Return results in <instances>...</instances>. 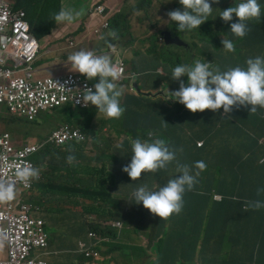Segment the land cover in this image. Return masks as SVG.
Returning a JSON list of instances; mask_svg holds the SVG:
<instances>
[{
  "label": "clouds",
  "instance_id": "obj_1",
  "mask_svg": "<svg viewBox=\"0 0 264 264\" xmlns=\"http://www.w3.org/2000/svg\"><path fill=\"white\" fill-rule=\"evenodd\" d=\"M2 1L7 7H11L9 0ZM178 3L182 7L173 4L164 10L167 13L166 22L171 24L172 33L165 34L166 23L159 28V41L162 39L164 43L171 44L166 52L157 57L156 40H151V37L158 33L152 28L146 35V40L141 44L137 43L141 52L150 53V59L154 58L160 63L158 66L155 65L152 71L156 77L152 80L150 88H145L140 83L138 76L142 73L128 68L125 58V75L121 77L122 70L113 62L112 50L107 55L93 50H79L68 56L73 71L64 75L44 77L39 81V88L35 92L28 77L44 37H36L26 19L32 38L37 44L34 56L26 60L12 48L4 49L0 45V52H10L18 58L23 70L22 75L9 76L7 85L0 81V90L3 92L0 108L8 100V90L15 92L16 98L13 95L9 96L6 120L8 124L22 128L25 135L29 134L30 130L26 127V112L22 103L29 100H34L35 109L38 111L52 110L64 105L69 95L77 91L80 96L78 102H82L86 108L95 106L91 108L93 116L99 110L108 118L118 119L125 111L120 103V97L126 86H129V90L125 96L140 94L156 96V99L151 101L152 108L145 118L150 124L148 131L136 132L127 137L129 147H125L123 140L116 145L117 149L130 150L131 159L123 166L122 171H117L123 176L122 187H125L127 193L126 201L117 199L119 181L109 191V197L102 205L94 195H88L92 193L91 184L79 187L74 182L75 196L68 199L65 204L72 207L64 209L62 206L50 210L48 223L52 227L60 225V221L57 220L60 216L66 221L68 217L69 220L77 219L85 227L86 239L78 238L75 248L79 258L85 262L109 264L111 259H118L126 260L129 264H175V256L184 254L187 259L183 264H216L215 262L228 264L229 258H232L233 264H241L244 261L257 264L253 256L259 254L260 246H250L248 257L238 253L239 242L234 221H228L215 235L209 234L208 227L213 216L214 203L231 197L217 192L213 186L209 191L204 190L217 163L216 151L210 147V143L216 138L221 126L218 121L208 123L206 120L212 118L215 112L229 114L240 107L248 108L249 112L257 114L261 121L264 120V56H250L243 66L237 65L226 70L220 67L213 69L211 62L200 60L191 64L173 65L171 57L174 56L170 51L177 50L178 47V51L185 56L183 48H189L190 44L187 43L189 40L184 34L199 31V26L209 20L208 17L219 8L220 0H178ZM233 14L236 17L235 22H231ZM80 15L79 11L64 8L53 14V20L56 23L71 24ZM263 15L264 0H235L231 6L221 9L217 16L224 22H231L229 29L234 37L243 38L250 30L249 23L254 21L259 23ZM113 24L114 21H110L112 31L108 33V38L118 39ZM175 33L176 36L173 35ZM220 38L222 48L226 52L235 51L232 39H225L223 33L220 34ZM100 39L105 40V37L101 36ZM108 46L111 47V44L108 43ZM188 56L189 61L192 54L189 53ZM167 62L171 66L169 69L166 66ZM76 72L82 74L86 80H94L92 87H84ZM130 72L133 78L129 77ZM70 76L76 81L69 89L66 100L52 106L41 107L39 100L43 83L46 80L64 81ZM16 79H23L29 91L13 87L11 83ZM157 108L161 110L165 119H157ZM95 120L94 117V122ZM92 126L85 132L75 125H65L58 131L48 132L37 138H28L24 142H19L7 131L0 132V202L12 201L16 197L13 181L15 176L26 186L30 180L38 177L39 170L26 164L30 157L47 147L53 148L55 155H58L63 146L79 141L86 134L89 135ZM61 129L76 132L77 136L59 141ZM177 133L186 135L185 144L172 139L171 134ZM175 148L185 153L187 151L186 158L184 156L178 160L177 153L180 150ZM200 150L201 157L196 158ZM121 152V150L118 152L117 158ZM74 159V156H68L69 161ZM263 161L262 156L257 163L261 165ZM16 164L24 165L18 167L14 174ZM2 167H7L6 175L1 173ZM88 178L89 176L81 179ZM42 182L43 179H36L30 186L34 189L45 186ZM42 192L44 197L38 200L49 201L50 187H43ZM190 192H193L196 201L205 203L200 223L194 220L190 224L188 214L185 212ZM262 192L264 188L257 189L258 195ZM116 206L131 213V222L113 214ZM73 207H76L74 211ZM245 208L262 209L264 199L246 201ZM140 213L144 217H140ZM36 221L45 235V245H39L36 251L34 248L32 254L47 261L36 253L38 249L44 250L48 246V231L43 219ZM71 227L78 232L81 229ZM109 230L115 235L109 233ZM251 230L246 244H249V240L254 242Z\"/></svg>",
  "mask_w": 264,
  "mask_h": 264
},
{
  "label": "crops",
  "instance_id": "obj_2",
  "mask_svg": "<svg viewBox=\"0 0 264 264\" xmlns=\"http://www.w3.org/2000/svg\"><path fill=\"white\" fill-rule=\"evenodd\" d=\"M98 0H50L46 4V10L49 11V16L52 21L50 30L41 35L44 37L43 44L47 46V38L52 37L55 40L56 49L59 50L62 60L55 62L49 67L48 71L45 72L42 68L44 63L39 62V66L34 63L32 66L31 74L28 77L30 82L34 87V91L37 92L39 88V81L47 76H57L64 75L69 71H73L70 68L68 56L72 53L79 50H93L96 53H104L107 55L110 50H112L113 44L115 42H110L107 35L105 40H98L94 34V27L101 22V18L98 16H92L93 5ZM106 4V8L110 15V21H114L117 25V16L119 9L114 8L117 6V3L123 4L128 0H111V8L107 6L109 0H103ZM11 9L13 12H18L23 10L26 13V19L29 22V10L32 8V5H37L36 0H9ZM69 8L75 11H79L81 15L76 18V20L71 24L66 23H56L53 20V14L57 13L61 9ZM45 19L38 21V23L32 27L36 31L43 30L45 26ZM30 23V22H29ZM114 25V24H113ZM114 30V29H113ZM111 44V47L108 46V43ZM113 43V44H112ZM117 49L120 54L126 60V66L133 70L134 67L138 66L139 70L136 72L142 73L138 76L140 83L145 88H150L152 86V80L156 77L152 73L155 65H160V63L154 59H150V53L145 54L141 52V48L135 42L133 45L128 43H118ZM167 68L171 66L167 62ZM0 81L2 84L7 85L9 76L22 75L23 70L22 66L19 63L18 58L12 55L10 52H0ZM78 75H82L76 72ZM94 84V80H88ZM77 91L72 92L68 101L55 109L52 110H36L34 100H29L28 102H23L22 107L26 112L25 123L26 127H30L34 124L40 123V121L47 125L48 131H58L60 127L67 125V120L74 121L75 116L79 113L80 110H91L92 106L84 107L80 100V96L77 94ZM13 95L16 98V93L8 90V100L1 106L0 110L8 111L9 107V96ZM75 95V96H74ZM73 97V98H72ZM156 99L155 95L140 94L139 96L132 95L130 97L124 96L121 105L124 107L125 111L122 113L117 123L108 125L109 131L116 134L123 133L124 145H126L127 137L132 136L136 132H146L150 128V124L145 121V118L148 115V112L152 108L151 101ZM242 109L248 110V108L240 107ZM253 112H250V116L245 118L248 125V129H252L255 136L260 138L264 143V130L263 128L255 121L251 116ZM61 121H64L61 123ZM203 126V125H202ZM95 131H90V136L95 135ZM172 139L181 144L186 143V135H176L171 134ZM117 140H114L113 143H116ZM239 144L242 147L241 150H238L236 144ZM210 147L216 151L217 160L216 166L213 170L214 177L220 188L232 192L233 194L241 193L246 184L249 181L256 180V193L258 188H264V171L262 170H253L254 164L257 163L258 159L264 155L261 152L256 154L254 159H244V156H247L250 148H256L259 150L254 140L249 138L247 134L235 129H224L219 131L216 138L210 143ZM115 149L119 152L121 149ZM214 150L212 152H214ZM227 157L226 159H224ZM117 156L109 163L108 168L102 166L104 172H111L115 175L112 178L113 181H119V188L123 186V176L121 172H117L112 169V164L115 162ZM32 167L39 170V175L37 178H33L27 183L19 181L16 176L14 178L15 187H16V197L12 201L1 202L3 212H6L10 215H15L20 212H27L34 220L43 219L45 221V226L49 227L48 231V246L46 249H38L37 253L39 257L46 258L50 264H98L96 262H85L81 260L78 254L75 252L76 240L78 238H84L85 236V227L79 223L77 219L67 221L63 216L57 218L60 225L52 227L49 225L48 220H50V210L52 208L62 207L64 209L71 208V205H65L67 200L75 196V185L74 179L65 176L62 168L58 165V155H55L54 149L47 147L43 150L36 153L34 156L29 158V162ZM24 164H16L14 166V174L18 167ZM223 172H220V170ZM118 174V175H117ZM262 174V175H261ZM36 179H43L42 183L53 184L50 187L51 193L49 194V201L40 202L38 199L44 197L43 187L39 186L34 189L33 186H30L31 182ZM12 181V182H13ZM36 193L35 196L33 193ZM258 195V194H257ZM260 198H264V192L258 195ZM76 207H73L74 211ZM250 214L263 213V209L253 210L249 208ZM71 211V209H69ZM252 218H250L249 229L253 227ZM71 226L80 227V231H76ZM258 245L259 254L253 256V260L257 261V264H264V239L259 242H253L249 240V245ZM57 252L56 254L50 252ZM5 256V252L3 253ZM175 264H183L187 259L184 254H177L175 256ZM128 263V262H127ZM129 264V263H128ZM170 264V263H169ZM241 264H250L249 261H244Z\"/></svg>",
  "mask_w": 264,
  "mask_h": 264
},
{
  "label": "trees",
  "instance_id": "obj_3",
  "mask_svg": "<svg viewBox=\"0 0 264 264\" xmlns=\"http://www.w3.org/2000/svg\"><path fill=\"white\" fill-rule=\"evenodd\" d=\"M37 5H32V8L29 10V22L31 26V31L36 37H41V35L46 34L52 25V21L49 16V11L46 10V4L50 0H36ZM129 1V0H128ZM235 0H220L219 8L215 11L214 14L208 17L209 20H206L203 22L199 28L198 32L199 35L194 37L193 43L195 46V49L192 50V44L189 40L187 43L190 44V47L183 48L185 51V56L181 54L178 51V47H176L177 50H171V55H173L177 60L175 61V66L178 64H191L196 60H200L201 62L209 61L211 62V66L213 69L216 67H220L222 70H226L229 67H234L237 65H244V62L248 57H254V56H264V15L260 22H250V30L247 33V35L243 38L234 37L229 29L230 23L235 22L236 17L233 14V21L231 22H224L219 16V12L221 9H225L228 6H231L232 3H234ZM151 1L147 4L150 5ZM177 6H181L179 3H176ZM144 6L143 4L136 6V8H141ZM182 7V6H181ZM166 10V9H164ZM164 10H160V8H157V14L162 13ZM165 18H167V13L164 14ZM217 16V17H215ZM45 19V26L43 30L36 31L34 30V27L38 21H42ZM154 19V18H153ZM138 20L142 23L143 16L138 18ZM115 23V22H114ZM114 31L118 33L117 24L115 23L113 25ZM223 33L225 36V39H232L235 45V51L233 52H226L222 48L221 38L220 34ZM148 32H143V34L136 37V35H132L129 38L128 44L131 46L135 42L138 44L143 43L146 40V35ZM200 36V40L202 41L201 50L204 52L205 55H199L195 54L193 55L194 51L197 49V41L196 39ZM110 42H115L111 37L108 38ZM126 44V43H125ZM189 53L192 54V59L188 61V55ZM185 57V60H182ZM172 60V57H171ZM139 70V67L136 66L133 68V71L136 72ZM221 111V110H220ZM264 112V111H263ZM223 112H215V115L210 118L209 120H206L208 123H213L214 121L220 122V129L217 131V134L219 131H222L224 129H235L243 132L244 134H247L249 138L254 140L255 144L259 148H250L248 150L247 156L243 157L244 159H254L256 157V154L258 152L264 151V143L260 144L258 142V137L254 136L253 134L249 133L248 125L246 123L245 118H248L250 116L249 110H245L242 108H235L231 113L229 114H222ZM251 116L255 119V121L263 128L264 130V120L261 121L257 114H251ZM75 123L74 125L79 127L83 131H87L91 125L94 124V116L92 113V110H80L79 113L75 116L74 119ZM209 144V143H208ZM125 147H129L128 141L126 142ZM236 147L238 150H241L242 147L239 144V142L236 144ZM179 149V148H175ZM180 150V149H179ZM121 154L116 158L115 162L112 164V169L116 171H122V168L124 165L127 164V161L131 159L129 156L130 150L126 151L121 149ZM211 151V150H210ZM127 152V153H126ZM202 150L199 151L196 158L201 157ZM188 152L186 153L182 150L178 151L177 153V159L180 160L181 158L187 156ZM264 157V155H263ZM125 158V159H124ZM225 157L224 159H226ZM121 159V161H120ZM219 158L217 157V160ZM175 163V162H174ZM253 170H262L264 171V161L261 165L258 163L254 164ZM220 172H223L221 169ZM262 175V174H261ZM115 177L114 174L111 172H104L101 170H94L93 174L89 176L88 179H74V182L77 184H91L92 190L88 194L89 196L95 197V199L100 200V205L103 204V202L106 201V199L109 197V191L113 188L114 184L117 181H113L112 178ZM260 177V176H259ZM258 177V178H259ZM257 178V179H258ZM249 181L244 190L239 194H233L232 192H229L227 190H224L220 188V185L216 181L213 172L210 174L206 186L204 187L205 191H209L210 187L213 186L214 189L221 193L224 196H230V199H223L221 202H215L213 207V216L210 220L208 231L210 236L215 235L218 233L228 221H234L235 222V229L238 235V242H239V252L240 254H243L244 256L248 257L250 253V245L246 244V239L250 233L249 229V222L250 218H252L253 227H252V237L254 242H258L264 239V212L263 213H257V214H250L249 208L246 210L245 208V202L249 200H256V199H264L260 198L256 193V180ZM53 184L47 183L44 187H52ZM197 188V187H196ZM205 203L199 202L195 200V195L193 192H190L187 197V207H186V213L188 214V220L190 224L194 220H198V222H201V215H202V209L204 208ZM264 211V208H262ZM114 215L119 216L125 221H130L132 219L131 213L119 206L115 207V211L113 212ZM140 217H144L143 214H139ZM196 228L194 229V232H196ZM109 233L114 234L113 231L109 230ZM256 246V244H254ZM232 260V258H229V260ZM250 260V259H249Z\"/></svg>",
  "mask_w": 264,
  "mask_h": 264
},
{
  "label": "rangeland",
  "instance_id": "obj_4",
  "mask_svg": "<svg viewBox=\"0 0 264 264\" xmlns=\"http://www.w3.org/2000/svg\"><path fill=\"white\" fill-rule=\"evenodd\" d=\"M150 3L148 6L147 4ZM178 3V0H129L124 2L123 4L117 3V6L114 8L119 9V13L117 16V29H118V39H113L115 44L113 45L112 50H118L117 45L118 43H128L130 36L136 35L139 36L143 34V32H149L150 28L157 31V35L153 34L151 40H156V53L157 57L160 54L166 52L171 45L169 42H163L161 39L159 41V28L164 26L165 34H171V24L166 22V18L164 16L165 11L162 13L159 12L157 14V8L159 7L160 10L168 9L171 5ZM112 1L109 0L107 2V6L111 8ZM143 4L141 8H136V6ZM143 16L142 23L138 20V18ZM154 18V19H153ZM176 36V33L173 34ZM188 40L191 41L192 50L195 49L193 40L194 37L199 35L198 31H194L191 33L184 34ZM158 37V38H157ZM48 44L44 46L42 43V47L38 53L37 59L35 64L40 67L39 62H43L44 65L42 68L45 72L48 71L49 67L52 66L55 62H59L62 60L60 56L59 50L56 49L57 45H55V40L52 37L47 38ZM197 41V49L194 51L193 55L201 54L205 55L204 52L201 50L202 41L200 40V36L196 39ZM190 56H188V59ZM185 60V57L182 59ZM175 57L172 58V64L174 65ZM129 77L133 78L131 72L129 73ZM79 80L84 84V87H92V83L85 79L83 75H79ZM129 86H126V89L122 91V95L120 97V103L128 92ZM95 108V106H92ZM98 110V109H97ZM224 114V113H222ZM6 116L8 113L4 110H0V132L7 131L11 135L15 136L19 142H24L28 138H37L39 136L46 135L48 131V127L46 124L40 123L34 124L30 127V133L25 135L23 133V129L17 127L12 124H8L6 120ZM156 116L158 120L165 119L164 115L162 114L159 108L156 109ZM96 118L93 126L92 131H95V135L92 137L90 135H85L79 141L65 145L60 150L58 154V165L62 168V171L65 176H68L73 179L78 178H86L93 174L94 170L100 169L102 166L108 168L110 162L117 156L118 151L115 149L116 145L122 141L123 133H114L109 131L108 125L115 124L118 122L119 118H108L103 113L98 112L94 116ZM64 121H61L63 123ZM75 121L67 120V125H74ZM153 129V128H152ZM249 133H253L252 129L247 130ZM114 140H117L116 143H113ZM259 143H262V140ZM72 155L75 157L74 160L69 161L68 156ZM86 184H77L76 186L84 187ZM35 196V192L33 193ZM127 193L125 192V187H121L118 191V198L121 201H126ZM26 217L29 221L33 218L26 212ZM37 226V236L35 238L36 247L35 250L39 246L38 244L41 242L40 238V228L35 221ZM47 231H49V227L46 226ZM207 258H211V256H207ZM216 264H220V262H215ZM109 264H128L126 260H118V259H111ZM228 264H233V261L230 259Z\"/></svg>",
  "mask_w": 264,
  "mask_h": 264
},
{
  "label": "built area",
  "instance_id": "obj_5",
  "mask_svg": "<svg viewBox=\"0 0 264 264\" xmlns=\"http://www.w3.org/2000/svg\"><path fill=\"white\" fill-rule=\"evenodd\" d=\"M92 16L101 18V22L94 27V34L98 40L100 37H106L112 31L110 26V15L103 0H98L92 8ZM29 31L24 11L13 12L11 7H7L0 0V45L4 49L12 48L16 53L30 60L36 51V41ZM113 62L117 63L122 70L121 77L125 73V60L119 50H112ZM75 79L70 76L64 81L46 80L42 85L39 105L59 104L66 100L69 89L75 83ZM11 85L15 88L29 91L28 85L23 79L14 80ZM3 92L0 90V101ZM77 136L76 132H70L68 129L59 131V141ZM7 167H2L1 173L7 174ZM34 219L29 221L26 213L10 215L3 212L0 202V264H48L45 259L37 258L32 254L36 247L35 238L37 236V226ZM40 228V227H39ZM41 242L40 246L45 245V235L40 228ZM38 247V246H37ZM5 252V256L3 253Z\"/></svg>",
  "mask_w": 264,
  "mask_h": 264
}]
</instances>
